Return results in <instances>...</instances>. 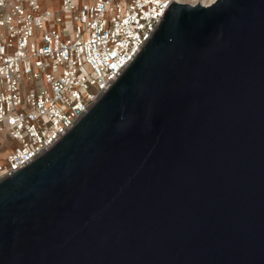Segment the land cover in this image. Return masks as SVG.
Here are the masks:
<instances>
[{
    "label": "water",
    "instance_id": "1",
    "mask_svg": "<svg viewBox=\"0 0 264 264\" xmlns=\"http://www.w3.org/2000/svg\"><path fill=\"white\" fill-rule=\"evenodd\" d=\"M0 264H264V0L173 1L89 111L0 182Z\"/></svg>",
    "mask_w": 264,
    "mask_h": 264
},
{
    "label": "built area",
    "instance_id": "2",
    "mask_svg": "<svg viewBox=\"0 0 264 264\" xmlns=\"http://www.w3.org/2000/svg\"><path fill=\"white\" fill-rule=\"evenodd\" d=\"M57 1L0 0V182L89 111L173 2Z\"/></svg>",
    "mask_w": 264,
    "mask_h": 264
},
{
    "label": "bare ground",
    "instance_id": "3",
    "mask_svg": "<svg viewBox=\"0 0 264 264\" xmlns=\"http://www.w3.org/2000/svg\"><path fill=\"white\" fill-rule=\"evenodd\" d=\"M173 1L190 3L192 5L203 4L205 6H208V5L213 4L216 0H203V2H201V0H173Z\"/></svg>",
    "mask_w": 264,
    "mask_h": 264
},
{
    "label": "rangeland",
    "instance_id": "4",
    "mask_svg": "<svg viewBox=\"0 0 264 264\" xmlns=\"http://www.w3.org/2000/svg\"><path fill=\"white\" fill-rule=\"evenodd\" d=\"M201 2H203V0H201ZM45 4H47V2ZM58 6H59L58 1L54 0V8H58Z\"/></svg>",
    "mask_w": 264,
    "mask_h": 264
}]
</instances>
